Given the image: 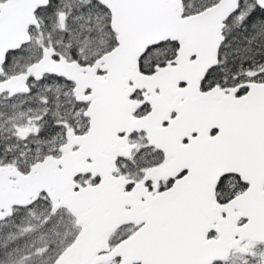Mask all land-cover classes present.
<instances>
[{"label":"snow or ice","instance_id":"1","mask_svg":"<svg viewBox=\"0 0 264 264\" xmlns=\"http://www.w3.org/2000/svg\"><path fill=\"white\" fill-rule=\"evenodd\" d=\"M0 264H264V0H0Z\"/></svg>","mask_w":264,"mask_h":264}]
</instances>
